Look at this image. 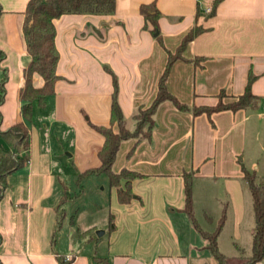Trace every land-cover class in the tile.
I'll list each match as a JSON object with an SVG mask.
<instances>
[{"label": "crops", "instance_id": "1", "mask_svg": "<svg viewBox=\"0 0 264 264\" xmlns=\"http://www.w3.org/2000/svg\"><path fill=\"white\" fill-rule=\"evenodd\" d=\"M29 1L0 0V84L6 86L0 129L23 121L30 141L28 162L7 176L5 188L0 183L1 263L96 264L106 257L109 264H220L185 212V172L194 176L201 228L215 231L225 211L220 249L232 261L249 255L253 198L242 166L264 178V105L197 115L193 108L215 106L222 91L231 98L243 94L250 75L253 93L264 98V0H220L216 6V0H116L111 14L56 18L61 78L53 94L34 100L27 120L20 89L30 61L23 30ZM150 3L161 12L157 33L141 12ZM208 5L212 12L205 13ZM195 27L201 33L166 80L189 108L165 100L151 139L122 141L113 170L136 177L122 178L120 186L105 174L81 177L101 164L105 137L95 126L111 125L114 81L107 67L118 79L126 126L134 130L139 109L157 96L169 51L176 52ZM33 81L36 87L45 83L39 73ZM87 179L98 181L95 189L81 186ZM127 188L133 197L122 202L119 190Z\"/></svg>", "mask_w": 264, "mask_h": 264}, {"label": "trees", "instance_id": "2", "mask_svg": "<svg viewBox=\"0 0 264 264\" xmlns=\"http://www.w3.org/2000/svg\"><path fill=\"white\" fill-rule=\"evenodd\" d=\"M220 0L215 1V6ZM116 9V0H30L26 9V19L24 22V35L27 41L28 51L30 53V61L24 69V83L20 89V99L23 101L22 112L27 120L32 118L34 100L42 101L46 96L53 94L55 84L61 78L57 72V64L59 61V52L56 46V26L54 20L64 14L69 13H94V14H111ZM141 12L145 17L146 26L150 22L152 24L153 33L159 30L160 10L155 3L143 4ZM201 12V11H200ZM199 27L193 28L184 38L176 52L169 51L168 62L166 68L160 78L158 93L153 103L148 107H141L135 115L136 128L130 130L126 126V119L118 100V79L117 76L107 69L113 75L114 91L111 105V125L110 126H95V128L103 134L105 142L99 151L101 164L97 168L87 170L80 174L84 177L89 174H105L109 178L111 185L120 186L122 178H133L138 174L123 169L120 173L113 170V165L117 157L122 141L135 138L151 139L152 131L155 125L154 115L158 106L165 100L173 101L176 106L182 110H187V104L180 102L167 88L166 80L170 73L172 64L177 59H186L182 52L188 43L201 33ZM160 37V34H157ZM196 63L200 62L196 58ZM39 73L44 78V85L36 87L34 85V74ZM254 76L250 75L246 88L243 94L233 96L230 102H224L223 96L225 92L220 93V101L215 106L210 107H195L193 113L195 115L201 113L212 114L221 110L239 109L256 110L264 105V98L253 93L252 83ZM6 86L5 80L0 84V104L5 100ZM1 117V114H0ZM117 124L118 130H114L113 125ZM1 139L12 146V149L6 148ZM29 130L23 122H17L9 129H0V183L2 188L8 185L7 176L22 167L29 160ZM13 151L17 155L19 152H25L24 155L14 157ZM244 172V180L246 181L253 198L254 211V228L252 237V249L249 255L240 256L238 263H233L232 258L225 254L219 247L218 237L222 226L226 219L224 211L219 224L215 231L209 232L201 228L194 214L193 208V173L185 172V187H186V207L185 212L192 219L195 228L201 235L208 240L207 248L210 249L213 256L220 264H263L264 261V181L255 171H249L242 166ZM120 200L129 202L133 194L129 188L119 190ZM68 196H64V200ZM111 229L115 228L113 221L110 225ZM0 264L1 260H0ZM59 264H67L60 261ZM96 264H109L106 257H97Z\"/></svg>", "mask_w": 264, "mask_h": 264}, {"label": "rangeland", "instance_id": "3", "mask_svg": "<svg viewBox=\"0 0 264 264\" xmlns=\"http://www.w3.org/2000/svg\"><path fill=\"white\" fill-rule=\"evenodd\" d=\"M222 98H223L224 102H230L232 100V98L230 96L226 95V94ZM101 176H102V178H104L105 175H101ZM91 178H98V177H95L93 175ZM260 180L264 181V178H260ZM97 183H98V181H93V180H88L87 179V180H83L82 181L81 186H83L87 190H93L97 186ZM74 189L78 190L76 186H75ZM232 262H239V261H232Z\"/></svg>", "mask_w": 264, "mask_h": 264}, {"label": "built area", "instance_id": "4", "mask_svg": "<svg viewBox=\"0 0 264 264\" xmlns=\"http://www.w3.org/2000/svg\"><path fill=\"white\" fill-rule=\"evenodd\" d=\"M212 6L211 5H208V6H206L205 8H204V12L205 13H210V12H212ZM14 154V157L17 159V156H16V154L15 153H13ZM68 260H70V258H68Z\"/></svg>", "mask_w": 264, "mask_h": 264}, {"label": "water", "instance_id": "5", "mask_svg": "<svg viewBox=\"0 0 264 264\" xmlns=\"http://www.w3.org/2000/svg\"><path fill=\"white\" fill-rule=\"evenodd\" d=\"M102 232H104L103 230H101V232H100V230H98L97 231V234L99 235L100 233H102Z\"/></svg>", "mask_w": 264, "mask_h": 264}]
</instances>
